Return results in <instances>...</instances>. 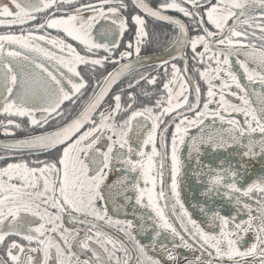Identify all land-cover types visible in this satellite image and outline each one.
<instances>
[{"label":"snow or ice","instance_id":"snow-or-ice-1","mask_svg":"<svg viewBox=\"0 0 264 264\" xmlns=\"http://www.w3.org/2000/svg\"><path fill=\"white\" fill-rule=\"evenodd\" d=\"M0 132V264H264V0H0Z\"/></svg>","mask_w":264,"mask_h":264},{"label":"flooded vegetation","instance_id":"flooded-vegetation-1","mask_svg":"<svg viewBox=\"0 0 264 264\" xmlns=\"http://www.w3.org/2000/svg\"><path fill=\"white\" fill-rule=\"evenodd\" d=\"M158 27L160 28L161 32L166 31V29L163 27V25H158ZM149 30L150 31L152 30V23L151 22L149 23ZM161 39H163V37H161ZM164 46H166V45L165 44H162V47H164ZM147 51L154 52V53H158L160 51V49H158V48H149V49H147ZM189 67H191V62L189 63ZM21 135H23L22 132L17 131L15 133V136H17V137H19ZM11 138H12L11 136H5L2 132H0V139H11ZM257 167H259V166L257 165ZM184 188H186V187H184L183 184H182L181 187H180L181 199L184 200L185 203H186L187 202L186 199L188 197H190L189 202H188L189 204L186 203V207H189L190 206V203H191V196H190L189 192H185L187 190L184 189ZM187 189H189V188H187ZM189 191H190V189H189ZM195 215H196V218H199L198 214H195ZM121 218H124L123 217V214H121ZM127 218L131 219L132 216L131 215H128ZM135 222H137V221H134V223ZM149 223H152V222L151 221H148V220H145V225L146 226ZM150 233H151V229H147L144 233L138 235L137 238L140 239L143 243H146L147 244L148 243V240H149V237H150ZM245 239H246V241L248 243H250L251 242V234L249 233L245 237ZM149 247H150V245H149ZM169 250H171V249H169ZM159 251H160V249L157 248V253H159ZM177 251H179L181 253V255H188V250H185V249H177ZM162 259H164V258L162 257Z\"/></svg>","mask_w":264,"mask_h":264},{"label":"water","instance_id":"water-1","mask_svg":"<svg viewBox=\"0 0 264 264\" xmlns=\"http://www.w3.org/2000/svg\"><path fill=\"white\" fill-rule=\"evenodd\" d=\"M3 140H6V139H0V141H3ZM183 186L186 187V185H184V184H183ZM184 189L187 190V191H185V192H189V193H190V191H191V189H190V191H189V189H187V187L184 188ZM189 199H190V197H188V198L186 199V200H187V202H186L187 204H189V203H188V202H189Z\"/></svg>","mask_w":264,"mask_h":264}]
</instances>
